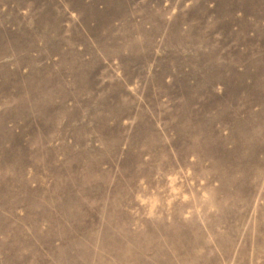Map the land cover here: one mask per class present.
Segmentation results:
<instances>
[{"label": "rangeland", "instance_id": "rangeland-1", "mask_svg": "<svg viewBox=\"0 0 264 264\" xmlns=\"http://www.w3.org/2000/svg\"><path fill=\"white\" fill-rule=\"evenodd\" d=\"M103 1L0 0V264H264V0Z\"/></svg>", "mask_w": 264, "mask_h": 264}, {"label": "bare ground", "instance_id": "bare-ground-1", "mask_svg": "<svg viewBox=\"0 0 264 264\" xmlns=\"http://www.w3.org/2000/svg\"><path fill=\"white\" fill-rule=\"evenodd\" d=\"M116 1V0H115ZM104 3L108 4L109 0H104ZM114 2V1H113ZM116 8V7H115ZM116 12V11H115ZM116 15V14H115Z\"/></svg>", "mask_w": 264, "mask_h": 264}]
</instances>
